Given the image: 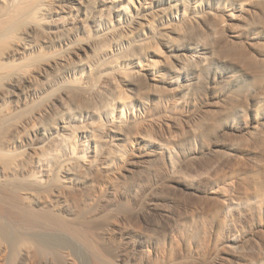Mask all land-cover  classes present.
<instances>
[{"label": "bare ground", "instance_id": "1", "mask_svg": "<svg viewBox=\"0 0 264 264\" xmlns=\"http://www.w3.org/2000/svg\"><path fill=\"white\" fill-rule=\"evenodd\" d=\"M0 264H264V0H0Z\"/></svg>", "mask_w": 264, "mask_h": 264}]
</instances>
